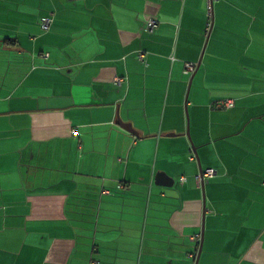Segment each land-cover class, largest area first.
I'll list each match as a JSON object with an SVG mask.
<instances>
[{"label":"crops","instance_id":"obj_1","mask_svg":"<svg viewBox=\"0 0 264 264\" xmlns=\"http://www.w3.org/2000/svg\"><path fill=\"white\" fill-rule=\"evenodd\" d=\"M207 11L0 0V264H264V0Z\"/></svg>","mask_w":264,"mask_h":264},{"label":"built area","instance_id":"obj_2","mask_svg":"<svg viewBox=\"0 0 264 264\" xmlns=\"http://www.w3.org/2000/svg\"><path fill=\"white\" fill-rule=\"evenodd\" d=\"M217 0H207V13L210 16L212 12L213 3ZM209 22V21H208ZM210 23L207 24L209 26ZM50 25V19L49 18H42L40 21V26L43 30H47ZM157 26V22L154 20H148L146 23V30H153ZM143 57L142 53L138 54V58L141 60ZM195 69V65L193 63H185L184 72L186 74L192 73ZM117 82H120V79H116ZM233 106V101L231 99L222 101L220 103H217L215 105L216 108H230ZM216 175V171L214 169L208 168L201 170L197 175H195V183L198 187H201L205 183H207L211 178H213ZM186 182V177L181 176L179 178V183L183 184ZM192 241H196L195 238H191Z\"/></svg>","mask_w":264,"mask_h":264},{"label":"water","instance_id":"obj_3","mask_svg":"<svg viewBox=\"0 0 264 264\" xmlns=\"http://www.w3.org/2000/svg\"><path fill=\"white\" fill-rule=\"evenodd\" d=\"M198 64H199V63H198ZM196 68H198V65L196 66ZM187 136L189 137V134H187ZM201 170H202V169L200 168V171H201ZM167 179H168V183H166L165 185H166V186H171V185H173V182H174L173 179L168 178V177H167ZM203 187H204V185L201 186L202 189H203ZM202 242H203V233L201 234L200 246H199V249H198V255H197V260H196L195 264H197V261H198L199 255H200V253H201Z\"/></svg>","mask_w":264,"mask_h":264},{"label":"rangeland","instance_id":"obj_4","mask_svg":"<svg viewBox=\"0 0 264 264\" xmlns=\"http://www.w3.org/2000/svg\"><path fill=\"white\" fill-rule=\"evenodd\" d=\"M128 252H133V251H128Z\"/></svg>","mask_w":264,"mask_h":264}]
</instances>
